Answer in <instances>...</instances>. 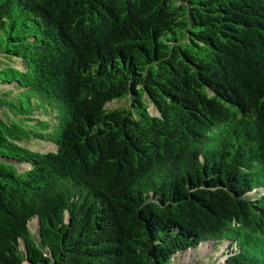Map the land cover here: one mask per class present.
Returning <instances> with one entry per match:
<instances>
[{
	"label": "trees",
	"instance_id": "1",
	"mask_svg": "<svg viewBox=\"0 0 264 264\" xmlns=\"http://www.w3.org/2000/svg\"><path fill=\"white\" fill-rule=\"evenodd\" d=\"M0 108V264H264V0H0Z\"/></svg>",
	"mask_w": 264,
	"mask_h": 264
},
{
	"label": "rangeland",
	"instance_id": "2",
	"mask_svg": "<svg viewBox=\"0 0 264 264\" xmlns=\"http://www.w3.org/2000/svg\"><path fill=\"white\" fill-rule=\"evenodd\" d=\"M125 105V101H114L107 105L108 109H114L117 107H122ZM149 113L151 115H156L155 110L152 106L149 107ZM0 120H6V112L0 108ZM22 146L27 147L33 151H38L41 153L52 152L55 151V146L30 140V141H23L21 143ZM36 220L31 222V231L34 232L36 228ZM227 244L224 243L220 246H213L211 243L203 244L202 248H197L196 251H189L184 253L180 257L174 260L173 264H223V252L226 250Z\"/></svg>",
	"mask_w": 264,
	"mask_h": 264
}]
</instances>
